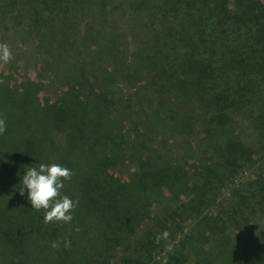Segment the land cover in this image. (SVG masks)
I'll return each mask as SVG.
<instances>
[{"label":"trees","instance_id":"obj_1","mask_svg":"<svg viewBox=\"0 0 264 264\" xmlns=\"http://www.w3.org/2000/svg\"><path fill=\"white\" fill-rule=\"evenodd\" d=\"M33 1L40 8L32 9L26 26L34 32L35 26L39 28V17L52 21L54 16L46 15L59 13L65 20L72 6L78 7L80 3L94 4L97 8L93 9L101 13L100 6L110 2ZM147 1L139 3L151 17L161 21V30L150 38L154 42L147 45L151 46L152 53L146 61L153 63V57L158 55V64L164 66L171 55L186 56L185 64L191 66V74L183 79L181 94L193 96L210 107L202 128L206 139L210 141L211 136L221 135L228 129L231 112H243L251 124L257 120L258 125H252L256 143H264V5L258 0H150L151 5ZM131 8L129 4L128 9ZM82 33L80 42L85 34ZM143 51L139 47L133 50V56ZM103 102L110 104L113 100ZM98 110L94 101L81 99L74 87L62 91L43 108L24 93L10 88L0 90V118L5 119L6 131L19 135V141L13 144L3 136L5 133L0 135V181H9L6 189L0 183V264L105 263L115 243L133 235L150 212L149 192L153 188L150 183L179 190L182 199L173 207L184 206L188 216L197 210L192 233H199L203 243L202 247L192 248L190 264H264L263 230L257 236L255 233V236L234 235L237 203L229 200L220 214H197L216 199L217 193L209 184L210 175L217 168L226 177L237 174L252 155L250 148L237 141H222L223 165L222 158L207 165L199 163L190 172L193 177L178 161L170 159L167 165L151 162L145 166L137 159V171L128 182L121 183L106 172L113 163L115 153L109 150L115 143L103 124L104 113ZM94 137L103 142L102 149L106 151L98 149ZM140 156L137 154L136 158ZM42 163H57L73 173L70 180L63 182L62 189V194L78 200L70 224H45L43 215L32 209L27 190L22 196L20 182L12 183V170L17 172L19 180L25 173L21 164L38 168ZM254 182L257 192L253 191L255 201L252 202L264 213V175H259ZM243 200L239 195L238 202L243 204ZM156 210L151 221L153 232L147 231L131 242L122 264H170L167 260H157L156 256L162 241L171 236L173 212L171 208L164 211L167 213ZM77 227L78 232L74 230ZM165 232L168 235L163 237ZM65 237L70 240V247L66 248L63 242L58 249L51 247L53 241Z\"/></svg>","mask_w":264,"mask_h":264},{"label":"rangeland","instance_id":"obj_2","mask_svg":"<svg viewBox=\"0 0 264 264\" xmlns=\"http://www.w3.org/2000/svg\"><path fill=\"white\" fill-rule=\"evenodd\" d=\"M151 1L147 2L151 5ZM139 2L110 0L100 6L101 13L93 9L97 8L94 4L73 5L65 20L59 13L46 15L54 16L52 21L39 17L36 33L26 25L32 9L40 8L39 4L33 0H0V43L7 44L12 52L10 61L0 62V90L10 88L24 93L42 108L72 87L81 99L94 101L98 111L104 113L103 124L115 143L109 150L115 153L113 163L106 172L121 183L128 182L137 171V159L145 166L151 162L167 165L170 159L178 161L193 177L190 172L194 165H207L218 158H222L220 164L223 165L222 141L233 140L250 148L252 155L249 159L244 158L247 160L237 174L226 177L217 168L210 175L209 184L217 196L197 214H220L231 200L238 206L237 222L233 223L236 228H232L234 235L242 237L244 233H250L257 236L260 230L264 231V213L252 202L255 201L252 193L257 190L254 181L264 175V143L261 142L263 147L256 143L252 129L257 120L251 124L243 112H231L228 129L221 135L211 136L208 141L202 128L210 107L202 105L193 96L181 94L183 79L191 74V66L185 64L186 56L171 55L164 66L158 64V55L153 57V63L146 61L152 53L151 46L147 45L154 42L150 39L152 35L161 30V21L151 17L152 14ZM258 2L264 5V0ZM129 4L131 9H128ZM136 9L138 11H131ZM235 22L240 23L239 20ZM82 32L85 34L80 42ZM139 47L144 51L133 56V50ZM109 99L113 102H103ZM3 136L10 144L19 141V135L13 131H6ZM93 141L101 150L103 142L101 144L95 137ZM214 150L220 152L216 154ZM137 154L141 158H136ZM21 167L27 170V166L21 164ZM201 171L204 175L203 168ZM16 173L14 170L10 173L14 178L12 183L21 181V178L17 180ZM189 179L188 183H191ZM8 182L1 180L2 188L6 189ZM150 185L153 187L149 192L152 201L147 218L133 235L115 243L105 263L98 264H122L121 259L131 242L147 231L153 232L151 221L156 209L167 213L164 211L171 208L173 212V221L170 220L173 230L171 236L162 241L157 260L190 264L192 248L195 245L202 247L199 233H192L197 210H192L188 216L184 206L173 207L182 199L179 190H167L163 184ZM239 195L244 197L245 203L238 202ZM39 212L43 215V211ZM86 264L93 263L88 261Z\"/></svg>","mask_w":264,"mask_h":264},{"label":"clouds","instance_id":"obj_3","mask_svg":"<svg viewBox=\"0 0 264 264\" xmlns=\"http://www.w3.org/2000/svg\"><path fill=\"white\" fill-rule=\"evenodd\" d=\"M12 59V52L7 44L0 43V62L7 63ZM6 132V122L0 118V135ZM73 173L71 169L57 163L40 164L38 168L28 167L21 178L19 188L20 195L27 190V199L30 201L32 209L43 210V222L70 224L73 220L72 212L78 205V200L73 201L67 195L62 194L64 181L71 179ZM79 231L77 227L74 229ZM168 233H163L166 237ZM63 242L64 246L70 247V240L66 237L51 243V247L58 249Z\"/></svg>","mask_w":264,"mask_h":264}]
</instances>
